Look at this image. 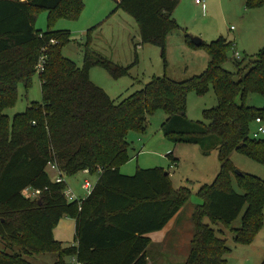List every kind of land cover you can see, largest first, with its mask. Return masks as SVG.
<instances>
[{"label": "trees", "instance_id": "16d2710c", "mask_svg": "<svg viewBox=\"0 0 264 264\" xmlns=\"http://www.w3.org/2000/svg\"><path fill=\"white\" fill-rule=\"evenodd\" d=\"M178 3L120 0L118 7L136 20L141 44L159 46L164 54L166 36L179 29L173 18ZM262 6L264 0H245L246 9ZM82 8L83 0H0V238L19 249L0 251V264H32L25 256L39 253H56L54 264H70L72 256L81 264H148V234L163 229L190 198L187 187L173 188L170 173L162 168H139L133 175L120 171L129 159V131L145 132L148 115L157 110L167 115L162 131L168 139L198 145L205 155L218 152L219 171L197 194L202 202L192 214L184 264H227L231 250L224 229L237 244H251L264 224V179L237 171L229 160L236 150L264 165V138L251 137V124L257 117L264 120V106L246 103L249 94L264 97V47L255 55L233 58L236 70L230 72L223 66L234 51L232 41L219 37L196 46L186 34L188 46L205 49V71L183 81L154 76L115 103L91 80L90 70L100 66L119 78L129 67L95 54L89 48L90 31L78 66L62 53L71 41L69 31L52 28L60 17L77 18ZM42 9L48 11L46 31L34 24ZM43 54L41 102L9 117L5 110L16 103L18 85L31 86ZM209 88L217 106L204 110L208 123L188 118V94L203 95ZM168 156L176 161L172 153ZM50 162L56 163L62 181L49 176ZM85 170L99 174L93 189L85 198L68 199L63 176ZM233 179L240 191L233 188ZM36 189L40 194L24 195ZM241 214V226L233 228ZM64 217L75 219L76 244L68 247L53 233Z\"/></svg>", "mask_w": 264, "mask_h": 264}, {"label": "rangeland", "instance_id": "374dc122", "mask_svg": "<svg viewBox=\"0 0 264 264\" xmlns=\"http://www.w3.org/2000/svg\"><path fill=\"white\" fill-rule=\"evenodd\" d=\"M203 5L195 0H179L173 12V18L179 24V29L166 36L165 50L152 44H141L139 28L136 20L118 7L117 0H83V8L77 18H58L52 28L67 30L71 41L63 48L65 57L82 65L87 42L88 31L92 34L89 48L97 55L107 58L115 64L129 67L128 74L119 78L112 77L109 72L100 66L91 68L90 78L99 87L104 89L111 99L118 103L133 92L138 91L154 76H166L174 81H183L205 71L208 64V55L204 48H192L187 45L185 35L200 37L210 42L219 37L232 41L237 38L238 51L241 56L255 55L264 47V6L246 9L245 0H204ZM36 30L48 29V11L39 10L35 17ZM231 26L233 29H231ZM233 49L228 52L224 69L235 72L233 63ZM245 61L243 64H246ZM41 84L38 73L33 75L31 86L26 89L23 84L18 85V99L13 107L5 110L9 117L25 111L32 102H41ZM240 104V102H238ZM247 105L264 106V97L259 94H249ZM217 106V99L212 88L201 95L195 91L188 94L186 115L194 121H204V110ZM167 118L163 110L148 115L145 132L130 130L127 140L128 161L120 167L125 175H133L139 168H162L170 173L173 188L187 187L190 198L177 214L180 221L176 224L179 231L170 234L168 245L179 237L181 240L180 252L172 254L164 260L169 264H184L190 251V240L193 234L192 214L196 205L201 204L198 191L204 184L213 182L219 171L218 152L212 150L208 155L202 152L195 144L175 143L168 139L162 131V125ZM251 124V132L256 130ZM172 153L177 161L173 162L168 154ZM229 160L236 170L256 175L264 179V165L250 159L247 155L234 150ZM51 178L54 172L47 167ZM67 182L66 191L72 190L79 199L88 194L83 188V182L88 179L92 185L96 175L80 171L72 176H63ZM233 188L240 191L233 179ZM77 193V194H76ZM25 196L32 195L30 190L24 191ZM242 214L233 222V228L241 226ZM74 220V221H73ZM206 223L210 221L205 219ZM173 225V224H172ZM223 229L221 225L215 226ZM223 238L227 241L230 252L225 256L227 264H261L264 258V224L251 244H237L233 233L224 229ZM175 231V230H174ZM173 231V232H174ZM55 238L65 243H73L75 238V219L64 217L56 228ZM176 243V240L175 242ZM257 244V245H255ZM260 244V245H259ZM168 246V247H169ZM0 251L7 253L18 252L17 247L11 248L0 238ZM26 260L32 264H54L56 253H39L26 255Z\"/></svg>", "mask_w": 264, "mask_h": 264}, {"label": "crops", "instance_id": "0c3cea01", "mask_svg": "<svg viewBox=\"0 0 264 264\" xmlns=\"http://www.w3.org/2000/svg\"><path fill=\"white\" fill-rule=\"evenodd\" d=\"M119 1L120 0H117V2H119ZM231 28H233V27L231 26ZM236 41H237V38L234 37L232 42L235 44V48L238 50L239 47H238ZM208 59H209V57H208ZM51 170L54 172L55 178H56V176H57L56 170H53L52 168H51ZM84 172L88 173V171H86V170ZM98 177H99V174L97 173L95 181H94V185L97 182ZM55 178H52V180H55ZM86 180H88V179H85L84 182ZM72 193H73V191H72ZM87 195H85L83 198H85ZM75 197L78 198L77 195H75ZM176 217H177V215H175L163 229L148 234L149 238L151 239V243H150V245L147 248V261H148V264H169V262H167V260H164V257L167 258L168 256H171L172 254H176L177 255L180 252L181 245H182L181 244V240H182L181 237H179L177 239H174V241L170 243L171 246L168 245V241H167V239L169 238L170 234L176 233L177 231H179L180 227L176 229V227H178L176 224H178V222L180 220L177 219ZM71 219H73V218H71ZM56 228L53 231L54 237H55V233H56ZM55 239L60 241V242H62L64 247H68V246L76 244L75 238H74L73 243H71V244L65 243V241H63L61 238L60 239L55 238ZM175 240H176V243H174ZM255 245H257V244H255ZM67 261L68 262L70 261V257L67 259Z\"/></svg>", "mask_w": 264, "mask_h": 264}, {"label": "built area", "instance_id": "2783aa9c", "mask_svg": "<svg viewBox=\"0 0 264 264\" xmlns=\"http://www.w3.org/2000/svg\"><path fill=\"white\" fill-rule=\"evenodd\" d=\"M195 3L199 4V5H203V7L205 5L204 0H195ZM231 29H233V28H231ZM51 42L54 43L55 41L52 40ZM234 47H235V44H234ZM43 50H45V49H43ZM233 58H235L237 60H240L242 58L240 52L236 48H234V51H233ZM45 61H46V56L43 54L40 56L38 63L36 65V72L37 73H41L44 71ZM253 123L256 125L257 128L254 132H251V137H253V138H264V120L260 117H257ZM48 166L50 168H52L53 170H56L57 176L55 178V181H57V182L62 181L63 178L61 177V173H60L59 168L57 167L56 163L50 162L48 164ZM93 187H94V185H92L89 180H86L83 183V188L86 191H88V194L93 189ZM31 192H32V195L35 196V195L40 194L41 190L36 189V190L31 191ZM65 194H66L67 198L70 200L76 199L75 195L72 193L71 190L66 191ZM69 263L70 264H81V262L77 259L76 256L70 257Z\"/></svg>", "mask_w": 264, "mask_h": 264}, {"label": "water", "instance_id": "95a60500", "mask_svg": "<svg viewBox=\"0 0 264 264\" xmlns=\"http://www.w3.org/2000/svg\"><path fill=\"white\" fill-rule=\"evenodd\" d=\"M191 41L196 45L199 46L202 44L203 40L197 36H191Z\"/></svg>", "mask_w": 264, "mask_h": 264}]
</instances>
